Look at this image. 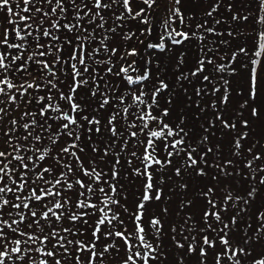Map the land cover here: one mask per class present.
I'll return each mask as SVG.
<instances>
[{"label": "snow or ice", "instance_id": "1", "mask_svg": "<svg viewBox=\"0 0 264 264\" xmlns=\"http://www.w3.org/2000/svg\"><path fill=\"white\" fill-rule=\"evenodd\" d=\"M143 3L151 7L154 0ZM249 6L252 13L231 17L252 23L245 46L237 45L226 62H221L225 58L218 56L215 41L204 43L208 35H223L207 19L217 11L219 0L209 5L206 19L194 31H178L165 21L173 44L189 39L203 44L194 68L188 75L180 73L177 80L197 77L202 86L195 87V95L212 98L208 107L214 119L208 127L215 128L219 122L221 129L229 131L230 155L226 158L221 153L209 162L210 154L221 152L219 145L204 147L209 143L205 135L193 146L183 118L175 125L165 122L169 110L165 107L160 112L158 96L169 85L158 75L153 78L151 58L141 57L135 47L121 51L110 42L114 21L121 19L117 13L132 11L130 0H0V85L13 89L7 77L15 73L33 81L26 89L40 88L43 82L45 103L39 115L44 119L35 123L40 131L50 129L46 137L34 135L38 143L33 154L17 157L15 163L0 161V264H105L108 254L118 264H159L162 253L155 241L163 234L162 216L169 209L157 215L146 206L164 199L162 168H171L176 177L186 169L198 177L214 170L215 183L199 191L204 201L199 219L187 212L193 201L185 194L169 223V238L182 252L176 264L192 255L196 264H209V260L211 264H264V203L253 207L264 188V175H260L264 151H255L259 140L247 146L243 143L252 129L244 112L260 117V109L249 101L254 103L259 95L260 68L264 67V0H249ZM143 12L142 8L135 16ZM174 13L183 24L180 9ZM142 31L150 34L151 28ZM134 35L122 38L130 41ZM164 40L161 35L159 43L146 47L164 49ZM241 54L248 98L239 104L235 119L225 118L219 104L226 106L230 97L226 87L221 94L219 85L221 81L228 85L226 72L238 74L236 63ZM137 57L143 59V66L137 64ZM109 77L117 78L119 85ZM80 88L88 91V107L96 104L92 111L78 101ZM4 90L0 88V93ZM53 100L55 107L48 103ZM96 112L107 114L98 119ZM105 133L104 140L89 145L94 155L85 163L81 155L85 135L92 141L93 134ZM6 155L0 151V158ZM173 158L181 166H174ZM126 167L141 178L131 211L126 196L124 204L116 198L122 191L117 188L120 172ZM221 174L225 178L238 175L242 182L239 187L227 181L221 184ZM178 188L186 193L188 184L182 181ZM151 233L155 235L150 240Z\"/></svg>", "mask_w": 264, "mask_h": 264}, {"label": "rangeland", "instance_id": "2", "mask_svg": "<svg viewBox=\"0 0 264 264\" xmlns=\"http://www.w3.org/2000/svg\"><path fill=\"white\" fill-rule=\"evenodd\" d=\"M215 2H217V0H184V3H181V5L179 4L181 7L180 12L183 10V15L184 17H187L188 20L187 23L181 24L180 18L176 16L175 13H173V8L176 5L175 0H158L154 8L152 18L150 19V25L147 27V28H151V33H150L151 35L156 36L159 33L158 39H154V43H158L157 40H160L161 35H163L166 38H169L165 30L166 20H168L170 27H172L173 22H176L175 29L178 31H188V30L194 31L195 25L197 23L203 22L206 19V10L208 9L209 5ZM219 2L222 3V7L217 9V11L213 14V17L207 19L210 25L216 27L217 33H222L223 35H217V36L208 35L207 40L204 43L209 44L212 41H215L216 44L213 46H218L220 48V52L218 53V56L225 58L221 62H226L227 59L230 58L231 52L237 51L236 49L238 44L236 42H239L242 38V34L240 32L241 31L246 32L247 31L246 29H249V26L251 25L252 21L250 19L249 24L247 25H245L244 23L243 25H241L239 23L240 21H233L231 18L232 16L228 14V11L223 10V6L227 7L233 3L235 9L245 8L246 10L247 8V10H250L251 13L253 9L252 7L249 6V0H219ZM169 17H171L170 20ZM217 19L221 20L222 23L219 25H214L213 22L214 20ZM159 30L160 32H158ZM229 33H231V35ZM142 36L146 38V41L149 38L147 37L148 36L147 34H143ZM247 36H250V31L249 33L246 32V37ZM246 37L242 40L246 41ZM221 41H223V43ZM247 43L248 45L251 44L250 39L247 41ZM146 45L139 42L136 49L139 48L137 50L141 53V57H143L145 54L149 55V57L152 60L151 63L152 73L153 70H155V72L156 70L160 71V74L158 76L164 81L166 80L167 82H170L171 93L169 95L171 96L173 102H171L170 105L168 104L169 99L166 98L168 96L166 90L161 92L158 96L160 112L162 113V109L168 106L169 115L166 117V119H164L165 122L168 121L172 124L175 123L176 121L174 120H176V118H174V116L172 115L173 112L177 116H182L181 110L184 108L182 110V112H184L185 115L183 126L185 127V130L187 131L188 136L190 137V142L193 144V146H196L199 143V141L202 139V137L208 135L209 143L206 144V147H215L219 145L221 149V152H214L213 154L209 155L208 158L209 162L213 160L214 156L220 155L221 153H223L224 157L227 158L230 155L229 153L230 134L228 129H221L219 122L216 123L215 128L208 127L209 121L214 119V112L212 109L208 107L209 102L212 98L208 97L207 95L201 96L202 98L200 97L198 98L195 95L194 92L195 87L202 86L200 80L197 77L191 78L192 89L188 94H186L187 87L186 90L183 87V85L186 86L187 81L177 80V76H179L180 73H184L185 75H188L189 70L194 68L197 56L200 55V48L203 47V44H201L197 39H190L185 41L182 44V46L179 45L181 51L184 50L185 53H188L186 55V59L180 60L179 61L180 63L176 59H174L175 62L173 63L166 62L164 58L165 55L161 54L160 52H157L158 56H155L152 53L153 51H149L148 54V50H146L147 49ZM153 50H159V48H155ZM171 56L173 58L175 57L173 53L171 54ZM141 57H137L135 59H137L138 65L143 66L144 61ZM242 61H244V56L241 54L239 60L236 63L238 74L229 75L226 72L224 75V79L229 82L228 85H224L223 81H221L219 85L222 88L221 94H223V89L226 87L228 89V93L230 97L226 106L223 104H219L220 114L224 115L225 118L232 117L233 119H235V114L237 112V108L239 104L242 103L244 99L248 98L247 82L245 79L246 73L241 65ZM168 63L174 66V68H165V66ZM166 71L169 72V77H167L168 74H166ZM152 76L153 78H155L157 75L154 74ZM109 79L112 80L113 84L119 85L120 81L117 78L109 77ZM9 80L11 81V79ZM28 83H33V81L31 80L26 81L23 79L18 85H14L13 89H7L4 86V89L7 91V95L3 99V103L0 106V109L4 110L3 112H0V151H4L7 154L6 157L0 158V161H3L4 163H8L10 160L12 138L16 132L17 121L20 118H22L29 125H31L33 121L31 120L33 112H31L29 116H26L28 110L26 106L29 104L28 98L31 91V89H26L25 87L26 84ZM238 92H243L244 95L240 96L237 94ZM184 94L186 95L184 96ZM87 95H88V91L85 88H80L77 92L78 101L81 104H84L86 107H88V101L90 100L87 97ZM10 96H14L16 97V99L15 100L10 99L9 98ZM54 103L57 104V101H54ZM249 103L253 107H258L260 109V117L259 119H256L251 117L247 110L244 112L245 117L249 119L252 125V129L249 136V140L244 141L243 143H245V145L247 146L248 144L255 143L257 140H259L260 143L256 145L255 151L262 152L264 151V67L260 68L259 95L257 96L254 103H252V101H249ZM93 109L95 108L92 107L91 104V106L88 107V110L92 111ZM204 109H208V110L205 111ZM201 110H203L206 113V116L200 114L202 113ZM186 115H188L187 116L188 119H186ZM179 121L181 122V120ZM50 122L51 121L49 120L48 123ZM205 129H207V131H205ZM49 131L50 129L45 128L44 131L41 132H44L47 135ZM104 139H105L104 134L100 136H96L95 134H93V139L91 141V144L93 142L95 144L99 140H104ZM83 147L85 148V152L84 154L81 153V155L85 159V163H87L88 158L90 156H93L94 154L91 153L89 147L87 149L84 145ZM173 164L174 166H181V161H178L175 158H173ZM100 166L104 167V164L101 163ZM105 171H107V168H105ZM161 173L165 176V180L163 184L164 199L160 202L152 201L148 203L146 207L148 212L157 215L161 213L163 208L169 209V212L162 216V222L164 223L163 234L160 236L159 241H155V243H158L160 245V248L158 250L162 253V256L159 259V264H176L177 260H179L180 256L182 255V252L181 250L176 249L174 247L173 242L169 238V223L171 222L172 219L175 218V213L178 210L177 205L184 199L185 194L187 195V198L189 200L193 201L192 207L189 208L187 212L192 213L194 215V219H199L200 211L204 203V201L199 197V191L201 190L202 187L212 186L215 183L212 180V175L214 174V170H209L208 175L204 177L195 176L194 174L191 173L190 169L184 170L183 174L180 177H176L173 174L171 168H162ZM260 175H264V172L260 173ZM220 179H221V184L227 181L228 183L234 185L235 187H239L242 182V179L235 174L228 178L223 177V175L221 174ZM182 181L188 184L186 193L184 192L183 189L178 188V185ZM221 184H216V187L219 188ZM120 186L121 187L129 186L128 191L125 194L130 195L126 203L129 208V211H131L133 200L138 196L141 189V178L139 177L135 178L134 175L130 173L128 170L125 169L121 170L117 188L119 189ZM121 202L122 204L125 203L123 197ZM258 203L260 204L258 205ZM262 203H264V188L260 189L258 195L256 196L253 207L254 208L258 207ZM181 214L186 215L187 213H181ZM128 227L131 228L130 223ZM240 227L243 228V225H240ZM154 235L155 233H151L149 235V239L151 240ZM258 245L259 244H257L256 246L257 248L260 247ZM209 256H211V253H209ZM110 264H116V263L110 262ZM150 264H154V262H150ZM183 264H196L195 255L185 257L183 260ZM209 264H211L210 260H209Z\"/></svg>", "mask_w": 264, "mask_h": 264}, {"label": "trees", "instance_id": "3", "mask_svg": "<svg viewBox=\"0 0 264 264\" xmlns=\"http://www.w3.org/2000/svg\"><path fill=\"white\" fill-rule=\"evenodd\" d=\"M157 1L158 0H154L153 5L150 7V6L146 5V4H144L143 0H130V8L132 9L131 13L123 12V11L117 13V15L121 16V19L114 21V24L116 26L115 27V35H111V33H109L111 44L113 46H115V47H119L121 49V51H124V50L128 49L129 47H135L136 48L138 46L139 42L143 43L144 45H146V43L147 44H150V43L151 44H156V43H154V39H158V36H159L158 34L159 33L156 36L151 35V34H147L148 35L147 37H149V38L146 41V38L142 36L144 34V32L142 30L146 29L150 25V19L152 18V15H153V12H154V8H155V5H156ZM181 3H184V0H180L179 4L181 5ZM179 4H176L174 6L173 13H174V10L176 8H179V9L181 8ZM220 7H222V3L221 2H219V7L218 8H220ZM142 8L144 9V12L139 17H136L135 16V12L139 11ZM223 10L228 11V14L230 16H232L233 14H239V15L243 16L245 14H250L251 13V11L247 10V8H246V10H245V8H242V9L237 8V9H235L233 3L231 4V10H229V6H227V7L223 6ZM181 14L183 15V10L181 11ZM262 15H264V13H262ZM183 17H184V15H183ZM187 20H188V18L184 17V21H185L184 23H187ZM142 21H144V22H142ZM0 22H2V18H0ZM239 23L241 25H243V23L245 24V22L243 20H240ZM247 24H249V21L247 22ZM247 24H245V25H247ZM175 27H176V22H173L171 28L175 29ZM162 29H163V27H162ZM246 30H247L246 32L249 33V29H246ZM158 32H160V30ZM246 32L245 31H241L240 32L242 34V38H241V40L239 42H236L238 45H240L241 41H242V44L240 46H245V43H244L245 40H242V39H244L246 37ZM129 33H134L135 34L134 38L131 39L130 41L124 40L122 37L124 35L129 34ZM157 41H158V43L160 42V40H157ZM184 42L185 41H182V43H180V44H173L171 42V38H166L165 37V40H164L165 48L164 49L153 50V48H147L146 50H148V54H149V51H153L152 53L155 56H158L157 52H160L161 54L165 55L164 58H165L166 62L173 63V62H175L174 59H176L179 62L182 59L185 60L186 59V55L188 54V53H185L184 50L181 51L180 48H179L180 46H182V44ZM137 49H139V48H137ZM236 50H238V49H236ZM191 52H194V51H191ZM172 53L175 56L174 58L171 56ZM165 68H174V66H172L171 64L168 63L165 66ZM154 74L155 75H159L160 71L156 70V72H155V70H153L152 75H154ZM166 74H168L167 77H169V72L168 71H166ZM7 78L11 79V82L14 85H18L23 80L20 73H15L12 76H8ZM191 78L192 77H189V79H185V81H187V84H186V86L183 85L185 90H186V87H187L186 94H188L191 91V89H192V82H191L192 79ZM165 82L168 83V85H169V88L166 90L167 91V95H168L166 98L171 100V102H173L171 96L169 95L171 93L170 82H167L166 80H165ZM0 88H4V85H0ZM185 90H184V92H185ZM179 94H181V93H179ZM186 94H184V96ZM6 95H7V91L6 90H4L3 93H0V106L3 103V99L5 98ZM44 95H45V91H44V87H43V82H41V87L40 88L33 87L31 89L30 95H29V98H28V103L29 104L26 106L27 109H28L27 110V115H26V113H25V115L29 116V114L31 112H33L32 118H31V120H33V121H32L31 125L27 124L25 122V120L22 119V118H20L17 121L16 132L13 135V138H12V146H11V150H10V160H9V162L15 163V158L24 157L26 155L33 154V150L35 149L36 144L38 143L34 139V135L35 134H39V135L45 136V137L47 136L44 132L39 131V129L37 128L36 123H35L36 121H39V120L43 119V117L39 115V112H40V105L45 103V101L41 99V97L44 96ZM87 97L90 99L89 95H87ZM200 98H202V97H200ZM54 101L55 100L48 101V103H51L53 105V107H55L56 104L54 103ZM170 103L168 102L169 105H170ZM201 104H202V102H201ZM185 106H187V105H185ZM92 107L96 108V104L94 102L92 103ZM167 108H168V106H167ZM189 108H190V106H189ZM182 110H181L182 116H177L173 112L172 115L174 116V118H176V120H174L176 122L173 123L174 125L181 123L179 121V120H181V118H183V123H184L185 115H184V112H182ZM45 111H47V109H45ZM201 112L202 113H200V112L199 113L204 115V116H206V113L203 110H201ZM106 114L107 113H105V112H96V116H97L98 119L101 118L102 116L106 115ZM49 115L52 116L54 114L53 113H49ZM187 116L188 115H186V119H188ZM163 118L166 119V117H163ZM50 121H51L50 123H52V120H50ZM85 127H87V125ZM106 136H107V134H104L105 138H106ZM82 144L86 147V149L91 144V141H88L86 135L84 137V142ZM82 144H81V147H83ZM92 144H94V142ZM47 146L49 148H51V144L50 143L47 144ZM204 147H206V144L204 145ZM137 163H138L137 161L136 162L134 161V164L137 165ZM124 169L128 170L130 173H132L130 167L123 168L122 170H124ZM134 177L136 178L135 175H134ZM121 188H122V191L120 192V195L117 196L116 198L122 200V197L126 196L127 199H128L130 197V195H127L125 193L128 191L129 186H127V187H121L120 186L119 189H121ZM259 204L260 203H258V205ZM117 211H119V209H117ZM123 215H125V214H123ZM125 217H126V215H125ZM110 242L117 243V244L119 243L118 241H110ZM261 243H264V241H262ZM258 246H260V245H258ZM110 262H114V263L118 264V262H116L112 258V254H108L107 255V260H106L105 264H110Z\"/></svg>", "mask_w": 264, "mask_h": 264}]
</instances>
